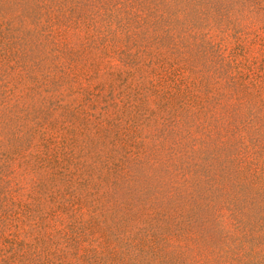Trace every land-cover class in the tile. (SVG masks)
I'll use <instances>...</instances> for the list:
<instances>
[{
	"label": "rangeland",
	"instance_id": "rangeland-1",
	"mask_svg": "<svg viewBox=\"0 0 264 264\" xmlns=\"http://www.w3.org/2000/svg\"><path fill=\"white\" fill-rule=\"evenodd\" d=\"M0 264H264V0H0Z\"/></svg>",
	"mask_w": 264,
	"mask_h": 264
}]
</instances>
